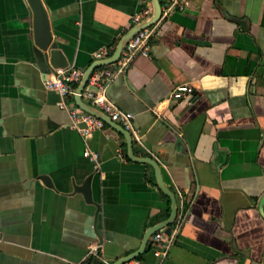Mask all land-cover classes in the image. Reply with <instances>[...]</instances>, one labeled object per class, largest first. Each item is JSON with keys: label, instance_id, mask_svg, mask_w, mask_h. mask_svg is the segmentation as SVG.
I'll return each instance as SVG.
<instances>
[{"label": "crops", "instance_id": "obj_1", "mask_svg": "<svg viewBox=\"0 0 264 264\" xmlns=\"http://www.w3.org/2000/svg\"><path fill=\"white\" fill-rule=\"evenodd\" d=\"M189 1L179 11L163 0L150 56L107 85L134 115L130 155L106 122L85 137L45 82L111 56L144 1L43 0L56 48L40 59L28 0H0V264H71L95 243L110 264L138 251L171 213L143 158L158 163L179 213L166 254L153 235L126 264H264V0ZM179 85L194 88L192 104L173 99ZM88 179L90 200L77 189Z\"/></svg>", "mask_w": 264, "mask_h": 264}, {"label": "built area", "instance_id": "obj_2", "mask_svg": "<svg viewBox=\"0 0 264 264\" xmlns=\"http://www.w3.org/2000/svg\"><path fill=\"white\" fill-rule=\"evenodd\" d=\"M143 1L146 6L143 11L135 17L136 23H140L142 20L150 17L152 13L150 0ZM189 4V0H170V8L179 11H184ZM155 34L156 30L152 26L138 32L124 47L117 62L111 65L101 66L92 72L86 87L80 94L82 98L89 100V105L101 110L114 122L121 123L127 130L132 127L131 121L134 115L131 112H125L118 109L116 105L108 99L106 88L108 83L117 73L122 72L131 64L136 54L150 56L152 47L150 39ZM108 56H110V54L106 50L96 53L97 59H103ZM83 74L84 72L78 68H58L55 74H53V77L46 80L45 84L47 88L55 90L61 95L62 99L59 103L60 107L69 110L73 126L78 128L85 137H88L95 130L103 128L105 126V121L84 110L74 101L75 97L78 95L77 88L82 80ZM194 95L195 90L192 86L179 85L173 92V99L181 101L189 97L192 98L190 100V103L192 104ZM82 124H86V126L82 127ZM85 156L95 162L97 167L99 166V155L96 152L86 150ZM165 238L166 234L161 231L156 232L152 238L154 253L157 257L166 254L170 246L168 241H165ZM101 251V245L95 243L91 246L87 259L80 262H72L71 264H110L105 260L104 262L102 261L103 258Z\"/></svg>", "mask_w": 264, "mask_h": 264}, {"label": "water", "instance_id": "obj_3", "mask_svg": "<svg viewBox=\"0 0 264 264\" xmlns=\"http://www.w3.org/2000/svg\"><path fill=\"white\" fill-rule=\"evenodd\" d=\"M153 3V14L150 18L146 19L145 21L137 24L136 26H134L118 43L116 50L114 51V53L106 59H102V60H97L96 62H94L89 68L83 69L82 71L84 72L82 80L77 88L78 91V95L76 96V101L77 104L83 108L84 110L94 114L95 116L103 119L106 123L110 124L111 126H113L114 128H116V130H118L119 132L123 133L128 140V144H129V153L130 155H133V142H132V134L130 131L126 130L125 128H123L122 126L118 125L117 123H115L108 115H106L105 113H103L101 110L92 107L91 105H89L88 103H86L84 101V99L82 98V96L80 95L82 93V91L84 90V88L86 87L88 80L92 74V72L104 65H109V64H113L115 62L118 61V59L120 58V55L124 49V47L127 45V43L129 42V40L134 37L138 32H140L141 30L153 26L155 24H157L160 19L162 18L163 15V0H151ZM32 10H33V17H34V36H35V42L37 44V50H36V54L37 56L42 59L45 58V50L51 48L54 49L56 48V43L53 42V37H52V31L50 28V20H49V15H48V11L45 7V4L43 2V0H28ZM52 54H54V52H52ZM61 68H65L64 66H60ZM83 127L86 126V124H82ZM142 162H146L149 164H152L157 172V178H158V185L159 187L170 197L171 199V213L168 219H166L163 222H160L156 225H154L153 227H151L145 237L144 240L142 242V245L140 247V249L132 254H129L128 256H125L123 258H121L120 260H118L117 262H115L114 264H126L136 258H138L140 255H142L148 246L149 240L150 238L156 233V232H164L166 235H171L172 234V225L175 223L177 217H178V213H179V205H178V201L176 198V195L174 194V192H172L163 182L162 178H161V174H160V168L158 166V163L151 159V158H143ZM43 179L50 184V182L48 181V178L43 177ZM51 185V184H50ZM90 181L88 179V181L86 182V184L82 187L77 188L78 190L83 191L86 194V197L90 200ZM260 210L262 211L263 209V205H264V197L262 198V201L260 203Z\"/></svg>", "mask_w": 264, "mask_h": 264}, {"label": "trees", "instance_id": "obj_4", "mask_svg": "<svg viewBox=\"0 0 264 264\" xmlns=\"http://www.w3.org/2000/svg\"><path fill=\"white\" fill-rule=\"evenodd\" d=\"M168 201H169V203H170V200H169V198H168ZM170 215V206H169V209L165 212V214L163 215V218H167L168 216ZM151 250V246L149 245V247H148V251H150ZM142 256H140V257H138V258H141ZM98 263V262H97Z\"/></svg>", "mask_w": 264, "mask_h": 264}]
</instances>
